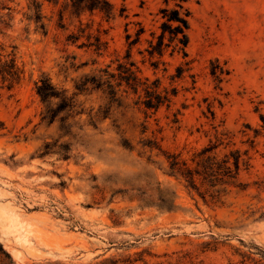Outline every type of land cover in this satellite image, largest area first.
<instances>
[{
	"label": "rangeland",
	"instance_id": "1",
	"mask_svg": "<svg viewBox=\"0 0 264 264\" xmlns=\"http://www.w3.org/2000/svg\"><path fill=\"white\" fill-rule=\"evenodd\" d=\"M110 1L113 19L62 21L45 2L42 28L29 0H0V46L23 71L11 88L0 76V264H264V0ZM179 2L188 55L151 56L161 9ZM129 61L177 90L169 104L148 109L145 85H120ZM45 77L60 97L42 100ZM237 154L234 178L204 174Z\"/></svg>",
	"mask_w": 264,
	"mask_h": 264
},
{
	"label": "trees",
	"instance_id": "2",
	"mask_svg": "<svg viewBox=\"0 0 264 264\" xmlns=\"http://www.w3.org/2000/svg\"><path fill=\"white\" fill-rule=\"evenodd\" d=\"M168 1V0H167ZM185 1V0H181ZM47 2L53 4L54 6H61L59 9L60 20L64 19L66 12L69 10L70 14L80 17L84 12H99L107 18V20L113 19L115 17L114 6L110 0H29V14L28 18L34 20L37 23H41V27L45 28V24L42 22L44 15L42 6ZM124 11V10H122ZM164 20L161 23V32L156 36V40L152 39L149 41V47L147 51L151 56L159 55L162 57L166 50L170 49L171 54L182 53L184 57L188 55L187 47L189 45V29H190V15L191 12L188 7H185L182 2L177 3L175 7H164L161 9ZM144 32V28L140 27L136 33V37L132 38L130 33L127 34V40H129V46L132 47L140 40L141 34ZM99 40V39H98ZM131 56L130 51H128L127 58ZM119 76L120 85L125 82L127 86L132 88L134 91H138L141 85H145V99L142 101L146 108L158 110L160 106L164 104H169L171 94L175 95L177 90L172 89L170 94L168 91L162 94L158 91V84L153 82L148 83V79L145 82L141 81L138 76L133 61L119 64ZM181 68L178 69V76L182 74ZM22 69L18 66L16 61V56L13 52L3 54V48L0 46V76L3 82L7 83L8 88L13 87L16 83L21 80ZM211 73L216 79H220L221 75L228 73V70L222 66H212ZM113 76V75H112ZM92 81H97L96 78H92ZM88 82V80H87ZM87 82L84 84L86 85ZM94 82V83H95ZM109 83V82H108ZM99 86L102 84L99 80L96 82ZM112 88V84H108ZM37 93L40 95L42 100L48 101L52 98H58L61 92L56 88V86L47 77L42 78L37 83ZM113 96L116 95V91L111 90L110 92ZM69 99L67 97H62L59 109L66 107L69 104ZM50 118L52 120L55 118L53 114L54 110L50 109ZM264 122V116H261ZM264 126V125H263ZM217 145H209L202 150V154L212 152L216 149ZM215 156H208V160L214 159ZM176 159V158H175ZM173 169H178V171H184L180 166L178 160L172 162ZM185 165V163L183 164ZM240 166V154L234 157V162H230V159L223 160L222 168H215L213 163L210 162L208 166L204 167V174L211 177L217 184L218 181H223L225 177L234 178L235 174L239 170ZM186 169V176L189 177L190 182L195 185L193 172L189 168ZM221 169V171H218ZM184 173V172H182ZM213 186L215 184H212ZM124 264H133V262H125Z\"/></svg>",
	"mask_w": 264,
	"mask_h": 264
}]
</instances>
